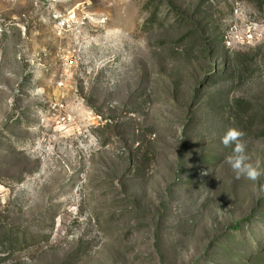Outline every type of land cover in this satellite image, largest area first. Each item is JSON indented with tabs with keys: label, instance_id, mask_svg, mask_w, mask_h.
I'll return each mask as SVG.
<instances>
[{
	"label": "rangeland",
	"instance_id": "obj_1",
	"mask_svg": "<svg viewBox=\"0 0 264 264\" xmlns=\"http://www.w3.org/2000/svg\"><path fill=\"white\" fill-rule=\"evenodd\" d=\"M229 128L264 169V0H0V264H264Z\"/></svg>",
	"mask_w": 264,
	"mask_h": 264
},
{
	"label": "clouds",
	"instance_id": "obj_2",
	"mask_svg": "<svg viewBox=\"0 0 264 264\" xmlns=\"http://www.w3.org/2000/svg\"><path fill=\"white\" fill-rule=\"evenodd\" d=\"M244 133L235 128H229L221 137V143L228 147L235 145L232 154L226 157V163L231 166L239 179L241 176L246 177L251 181H258L261 176H264V169L259 165H253L249 162V156L246 153V142L243 140Z\"/></svg>",
	"mask_w": 264,
	"mask_h": 264
},
{
	"label": "built area",
	"instance_id": "obj_3",
	"mask_svg": "<svg viewBox=\"0 0 264 264\" xmlns=\"http://www.w3.org/2000/svg\"><path fill=\"white\" fill-rule=\"evenodd\" d=\"M73 18V17H72ZM59 24L61 25V26H67V25H69L70 24V21H69V19L67 20L66 18H63V19H61L60 21H59Z\"/></svg>",
	"mask_w": 264,
	"mask_h": 264
}]
</instances>
